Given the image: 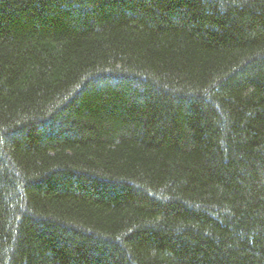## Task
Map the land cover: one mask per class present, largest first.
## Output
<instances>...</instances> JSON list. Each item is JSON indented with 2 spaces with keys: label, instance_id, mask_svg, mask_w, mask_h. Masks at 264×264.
Segmentation results:
<instances>
[{
  "label": "trees",
  "instance_id": "1",
  "mask_svg": "<svg viewBox=\"0 0 264 264\" xmlns=\"http://www.w3.org/2000/svg\"><path fill=\"white\" fill-rule=\"evenodd\" d=\"M0 264H264V0H0Z\"/></svg>",
  "mask_w": 264,
  "mask_h": 264
}]
</instances>
